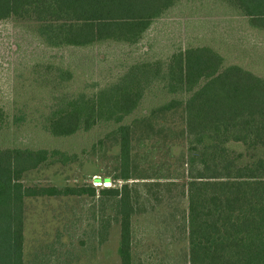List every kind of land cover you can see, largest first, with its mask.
I'll return each instance as SVG.
<instances>
[{"label":"trees","instance_id":"obj_1","mask_svg":"<svg viewBox=\"0 0 264 264\" xmlns=\"http://www.w3.org/2000/svg\"><path fill=\"white\" fill-rule=\"evenodd\" d=\"M178 1L0 0V22H20L50 49L109 42L136 46ZM219 2L264 32V0ZM223 62L209 46L178 48L166 60L138 62L94 95L65 101L48 116L45 128L52 136L68 137L100 124L116 125L107 137L116 138L119 179L127 182L149 178L130 167L132 125L153 133V120L179 114L186 149L178 158L183 168L178 177L186 187L189 264H264V79ZM157 80L174 97L132 124H122ZM3 122L0 110V127ZM55 163H66L65 155L0 148V264H24L25 198L95 195L92 187L24 186L25 174ZM171 175L159 177L174 179ZM100 194L117 208L120 261L131 264V189L124 183Z\"/></svg>","mask_w":264,"mask_h":264},{"label":"rangeland","instance_id":"obj_2","mask_svg":"<svg viewBox=\"0 0 264 264\" xmlns=\"http://www.w3.org/2000/svg\"><path fill=\"white\" fill-rule=\"evenodd\" d=\"M34 35L20 22H0V148L65 155L64 164L25 174L26 187H92L95 195L25 198L23 263L121 264L120 216L100 191L126 183L133 202L131 264H189L186 187L178 177L183 169L178 158L186 149L179 114L153 120V133L132 125L130 167L149 178L127 182L119 179L116 138L107 137L116 125L100 124L68 137L52 136L45 125L65 101L94 95L117 82L133 64L166 60L178 48L209 46L224 66L239 65L264 79V32L251 28L219 0H179L136 46L109 42L50 49ZM151 85L122 124H132L174 97L162 87L164 82Z\"/></svg>","mask_w":264,"mask_h":264}]
</instances>
